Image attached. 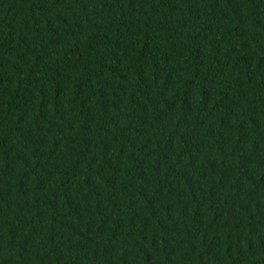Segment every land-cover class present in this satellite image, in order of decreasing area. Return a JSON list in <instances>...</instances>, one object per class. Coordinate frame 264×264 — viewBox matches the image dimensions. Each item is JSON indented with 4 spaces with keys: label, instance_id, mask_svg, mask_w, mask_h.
<instances>
[{
    "label": "trees",
    "instance_id": "1",
    "mask_svg": "<svg viewBox=\"0 0 264 264\" xmlns=\"http://www.w3.org/2000/svg\"><path fill=\"white\" fill-rule=\"evenodd\" d=\"M0 264H264V0H0Z\"/></svg>",
    "mask_w": 264,
    "mask_h": 264
}]
</instances>
